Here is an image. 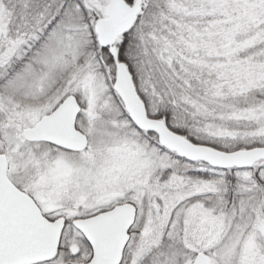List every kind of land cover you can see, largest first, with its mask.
<instances>
[{"label": "snow or ice", "instance_id": "obj_1", "mask_svg": "<svg viewBox=\"0 0 264 264\" xmlns=\"http://www.w3.org/2000/svg\"><path fill=\"white\" fill-rule=\"evenodd\" d=\"M0 264H264V0H0Z\"/></svg>", "mask_w": 264, "mask_h": 264}]
</instances>
